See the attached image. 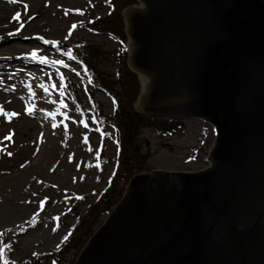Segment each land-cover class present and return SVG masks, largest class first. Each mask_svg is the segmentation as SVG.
Listing matches in <instances>:
<instances>
[{
  "label": "water",
  "instance_id": "95a60500",
  "mask_svg": "<svg viewBox=\"0 0 264 264\" xmlns=\"http://www.w3.org/2000/svg\"><path fill=\"white\" fill-rule=\"evenodd\" d=\"M136 1L135 109L213 124L210 164L135 174L75 264H264V0Z\"/></svg>",
  "mask_w": 264,
  "mask_h": 264
},
{
  "label": "rangeland",
  "instance_id": "374dc122",
  "mask_svg": "<svg viewBox=\"0 0 264 264\" xmlns=\"http://www.w3.org/2000/svg\"><path fill=\"white\" fill-rule=\"evenodd\" d=\"M115 2L121 9L109 21L124 31L121 12L135 0ZM112 6V0H0V141L7 149L2 152L26 158L28 166L42 147L35 167L17 162L18 172L20 168L24 172L13 180H7L5 173L16 167H0V264H65L75 258L80 249H68L65 242L77 219L96 203L114 176L115 126L106 121L105 134L101 131L89 95L96 92L104 108L100 119L105 112L113 113L115 104L106 93L95 91L73 54L75 47L94 46L102 55L97 70L118 81L122 44L112 34L87 26L91 20L106 18ZM32 20L38 23L30 28ZM31 110L52 122L45 146L42 120L28 116ZM184 123L185 131L167 135L143 130L149 168L194 171L208 164L214 139L210 127L198 119ZM124 182L120 180L117 187L124 190Z\"/></svg>",
  "mask_w": 264,
  "mask_h": 264
},
{
  "label": "trees",
  "instance_id": "16d2710c",
  "mask_svg": "<svg viewBox=\"0 0 264 264\" xmlns=\"http://www.w3.org/2000/svg\"><path fill=\"white\" fill-rule=\"evenodd\" d=\"M114 3V9L106 18L94 20L90 26L94 30L113 34L123 44L126 41L123 26H120V31H117L112 27L113 23L109 21V18L121 9V7L118 9L115 1ZM76 50L77 58L83 61L87 69L91 85L112 95L115 100V110L109 117L115 123L117 130L118 159L116 174L110 187L96 203L90 206L88 212L79 218L69 240L68 249H81L88 237L94 232V224L97 223L98 218L109 212L111 207L120 199L123 192V186L117 187L120 180L127 182L133 174L149 170L147 160L150 154L144 151L145 147L141 141L143 130L151 129L158 134L167 135L185 128L181 119L144 116L135 111L133 103L140 91V83L137 75L132 73L125 64L126 50L124 47L122 48V68H119L117 74L118 81L109 80L106 72L97 70L96 62L100 61L99 58L102 55L94 46L83 45L81 49ZM89 97L92 101V111L95 117L103 122L106 117L103 115V118L100 119L103 106L100 105L94 92ZM74 260L73 256L72 260L65 264H74Z\"/></svg>",
  "mask_w": 264,
  "mask_h": 264
},
{
  "label": "bare ground",
  "instance_id": "6f19581e",
  "mask_svg": "<svg viewBox=\"0 0 264 264\" xmlns=\"http://www.w3.org/2000/svg\"><path fill=\"white\" fill-rule=\"evenodd\" d=\"M37 23H38L37 20H32L29 24L30 28H32V26H35V24H37ZM27 68H29V66H27ZM2 80H4V79H2ZM1 86H4V84H2ZM22 96L26 97L28 95L22 93ZM26 98H28V97H26ZM28 104H30V103H28ZM28 116H31V118H40L42 120V125H43L45 130H44V140L41 143L45 146V144H44L45 139L49 138V136L52 133V122H51V120L47 117L45 119H43L42 114H35L32 110L28 111ZM5 137H6V135H5ZM27 142H29V141H27ZM22 149L26 150L25 147H23ZM0 150H1L0 151V167H5V168L8 167V168L12 169L11 166H13V167H16L13 169H17L20 163H22V164H20L21 167H28V166L35 167L41 160L42 147L38 150L36 156L30 158V164L28 166H26L24 164V161L26 160V158H24V160H23L19 156L18 157H14V156L13 157L12 156L6 157L5 152H2V151H7V149L2 145L1 141H0ZM20 159H22V160H20ZM23 172H24V169L20 168L19 172L17 169L16 171L5 173V174H8L6 176V179L7 180H13L16 176H18L20 174L22 175Z\"/></svg>",
  "mask_w": 264,
  "mask_h": 264
},
{
  "label": "snow or ice",
  "instance_id": "6c2138e0",
  "mask_svg": "<svg viewBox=\"0 0 264 264\" xmlns=\"http://www.w3.org/2000/svg\"><path fill=\"white\" fill-rule=\"evenodd\" d=\"M73 27H75V25H73ZM5 264H8V262H7V261H5Z\"/></svg>",
  "mask_w": 264,
  "mask_h": 264
}]
</instances>
